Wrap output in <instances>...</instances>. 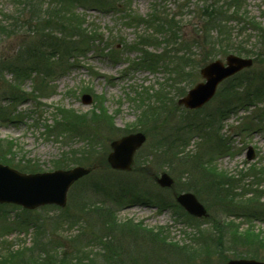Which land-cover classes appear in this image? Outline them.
Here are the masks:
<instances>
[{
    "label": "rangeland",
    "instance_id": "374dc122",
    "mask_svg": "<svg viewBox=\"0 0 264 264\" xmlns=\"http://www.w3.org/2000/svg\"><path fill=\"white\" fill-rule=\"evenodd\" d=\"M33 1L0 0V20L7 16L23 20L19 30L16 27L10 34L0 30V60L25 68V72L35 70L33 76L17 77L6 66L0 73V158L27 172L68 169L77 164L92 171L72 186L64 208L50 205L27 210L0 204V261L17 249L23 252L9 264H20L19 257L35 263L41 249L62 264H84V260L88 264L264 261V241L255 242L246 232L252 224L244 217L252 205L232 203L213 183L222 180L208 173L211 166L235 175L255 162L264 166V127L257 125L258 113L264 108V60L256 59V46L262 38L248 22L264 26V0H241L237 9L247 19L241 23L230 20L227 27L233 42H243L255 58L252 67L236 75L243 88L237 89L239 84L227 80L216 96L197 110L179 106L177 100L204 81L200 69L205 63L216 58L225 61L215 39L217 30L212 31V24L205 25L208 12L226 5L227 0H57L60 6L75 11L88 35L96 40L79 50L47 48L41 63L35 61L33 51L42 40L26 31L31 20L28 5ZM154 9L174 22L162 34L156 31L154 20L148 19ZM132 15H138L136 20ZM56 23L52 41L63 33L59 20L58 26ZM140 36L153 38L138 47ZM146 51L154 53L151 59H158L155 71L141 62ZM54 52L58 55L52 57ZM179 58L183 59L178 68L183 77L170 85L166 63ZM22 68L18 72H24ZM166 83L167 98L172 100L148 110L153 108L146 104L155 100L154 95ZM245 87L261 92V98L254 99L256 107L241 104L247 101ZM148 89L151 100L144 99ZM14 93L17 98L9 97ZM85 93L92 95V103L82 100ZM137 95L141 96L138 102ZM66 108L88 113L83 127L77 128L78 133L85 130L83 136L90 137L88 148L78 134L66 138L64 129L57 127ZM102 110L105 117L92 118V113L99 117ZM49 125L60 132L53 133ZM138 131L144 132L147 140L136 153L134 169L113 170L107 162L110 143ZM250 146L254 148L252 160L247 158ZM187 153V160L182 159ZM162 171L175 179L172 189H163L154 181ZM187 191L207 207L208 217H193L175 201L174 193ZM140 193L151 196L154 203L144 202ZM163 201L169 207L158 209L156 203L162 205ZM109 218H117L113 220L116 231L110 230ZM257 219L253 231L261 233L264 220ZM229 221L232 223L227 225ZM174 243L194 250L179 252L172 247Z\"/></svg>",
    "mask_w": 264,
    "mask_h": 264
},
{
    "label": "trees",
    "instance_id": "16d2710c",
    "mask_svg": "<svg viewBox=\"0 0 264 264\" xmlns=\"http://www.w3.org/2000/svg\"><path fill=\"white\" fill-rule=\"evenodd\" d=\"M23 1L24 3H26L28 0H23ZM36 1L37 0L30 2V4L28 5V11L30 13L31 20L27 24L26 31L32 32L33 34H37L38 36L37 41L42 40L40 42V45L36 46L33 51L34 54L37 56V58L35 59L37 63L42 62L41 58L43 57V55H45L47 48L51 49L52 51H58V50L60 51L70 50L71 51V50H79L80 48H88L90 44L93 43L94 38L88 35L89 31L87 30V27H83V21H80L79 16L75 13L74 10H70L69 8L60 6L59 1L57 0H51L52 2L50 1L45 2L46 0H40L39 2H36ZM240 1L241 0H232L233 3H239ZM45 4H47L46 7H45ZM53 4L55 5V7L51 6ZM230 6H231V3L227 2L226 5L224 6L222 5L219 8L216 7L215 9H212L211 11H209L207 14L208 17L206 19L205 26L207 27L210 24H212V27H213L212 31L215 29L217 30L218 34L216 35L215 39L217 40L218 44L221 45V48H222L221 50L223 54H226L230 51H235L236 53L240 55L250 56L252 53L249 50L251 49H247L243 42H238V44L234 46L236 42H233L232 32L227 30L230 20L231 21L237 20L241 23L247 19L245 17H242L243 14L240 9H236L232 13ZM153 15L155 16L154 21L156 20L158 21L157 26L161 30H163V32L166 31L165 29L168 26H171L174 23L172 19H167L165 17L160 16L159 14L158 15L152 14V16ZM58 20L61 25L59 27L63 29V33H61L62 36L53 37L55 38V41H52L50 37H52L51 32L53 31V28H54L52 27L53 22L57 21L56 26H58L59 25ZM248 22L251 25V27L255 31H257V33L260 34L262 38V41H259L258 45L256 46L257 48H259L257 51L256 59L262 58L261 61H263L264 60V26L261 23L254 21V20H251ZM22 23H23V20L20 19V16H18L17 18L13 20L11 17L7 16L4 21L0 20V30L4 34L5 33L10 34V31L12 32V30H14L16 27L18 28L17 30H19V27ZM8 28H10V30H8ZM174 34H176V32H174ZM169 40L170 39H168V41ZM53 55L55 56L57 55V53L54 52L52 53V57H54ZM182 60H183L182 58H179L177 60L171 59L166 63L165 68L168 72V76L166 80L168 84L175 85L176 83H178L179 79L183 77L181 75L182 69L180 70L178 69ZM143 61L148 66H150L151 64L156 65V63L158 62V59L146 58ZM186 64H188L187 61L185 62L184 65ZM6 66L8 67L7 69H10L14 74L16 73L15 75L17 77L25 76V74L30 73V71H28L29 69L27 70V72H25L26 70L25 68L16 67L14 64L12 66H9L6 61L0 60V72H2L4 70L3 68H6ZM21 68L24 71L22 72L23 74L21 72H18L20 71ZM176 68L178 70H176ZM183 68L185 69L184 66ZM34 72L35 70L32 71V73H30V76H32ZM229 80L234 81L233 85L239 84V85H236L237 89L243 88L242 86L244 83H238V78L236 76ZM167 83L166 85L162 87L161 91L156 95V102H157L156 106H152L151 102L146 104L148 108H150V106H152L153 108V109L150 108L148 110H156L163 103H166L168 99L172 100V97L167 98L169 96L168 94L165 93L166 92L165 88L168 86ZM260 95H261L260 91H258L257 93V92H250L249 90H247L245 92L247 101L241 104H245V108L247 107L250 108L251 106L256 107L257 101H254V99L257 98L259 100L261 98ZM10 97L12 99L17 98L18 95L14 93V94H11ZM145 99H150V98L146 97ZM62 112H63V118L57 120V127L60 128L61 130L64 129L63 130L64 135L71 136L73 135V133L78 134V136L84 139L86 148H88L89 140H90V137L88 136V134H86L85 136L86 138H85L82 133V132H85V130L81 131V133L77 132V130L80 131V129L83 127L82 121L88 116V113L73 112L71 109H68V108L62 110ZM100 114L101 115L99 117H96L95 113H92L91 116L93 119L105 117V113L103 110L100 111ZM258 115L260 116V120L257 125L258 126L262 125L264 127V108L261 109ZM252 118L254 117L252 116ZM79 127L80 129H77ZM50 129L53 130V127H51ZM187 155L188 153L185 154L182 157V159L187 160V157H189ZM0 162H4L3 159L0 158ZM8 162L9 161L5 163H8ZM210 168L211 169H209L210 171H208V173L211 176H214V175L218 176L222 180L221 184H218L215 181H213L214 185L217 187L220 186L221 187L220 190L224 191V194L230 197L232 203H236L240 205L241 207L246 204L252 205L253 209L247 210V213L245 214V217H244L246 218V220H248L249 224H252L249 226V228H247L248 230L246 232L253 241L258 242L257 239L259 241H264V233H263L264 231H261V233H255L253 231L254 229L253 225H255L254 224L255 218H258L257 220H260V221L264 220V166L259 165L255 162L252 165H250L248 168L240 170L238 175L227 173L226 171H223V170H219L218 168H216V166H211ZM235 189H236V192H233V190ZM140 194H143L140 196L144 198L143 199L144 202L154 203V201L150 198L151 196L146 197L144 193H140ZM156 204L158 205L160 209L169 207L168 205H166V201H163L162 205L159 203H156ZM104 212L106 213V215L110 214L109 210H105ZM99 213L102 214L100 211ZM109 219H105V220H107L108 222ZM114 219H117V218H114ZM114 219H110V224H112L110 225V230L112 232L116 231L115 228L117 227L115 224H113ZM229 223L231 224L232 222L229 221L227 225ZM216 225L219 226V223H216ZM149 231L151 232L152 230L149 229ZM37 246H40V245H37ZM172 247L175 248L177 251L184 252V253H187L188 251L193 252L194 250L193 248L189 246L180 245L178 243H174ZM10 252L11 253L7 255L9 256V258L4 257L2 261H0V264H9L12 261L14 263L16 256L17 257L20 256L21 252H23V249L22 250L18 249L16 251H10ZM54 253L56 254V252ZM39 255H40L39 257L40 259L37 260V262L35 261V263L23 261L21 257H19V262L20 264H48L47 262L50 261L51 262L50 264H62L58 258L50 257L48 253H46L42 249ZM49 257L52 259H48ZM85 262H87V260H84V264H88ZM76 263H73V264H76Z\"/></svg>",
    "mask_w": 264,
    "mask_h": 264
},
{
    "label": "water",
    "instance_id": "95a60500",
    "mask_svg": "<svg viewBox=\"0 0 264 264\" xmlns=\"http://www.w3.org/2000/svg\"><path fill=\"white\" fill-rule=\"evenodd\" d=\"M253 64L250 58L230 54L227 64L215 60L201 69L205 82L196 84L186 96L179 99V104L188 108H199L209 102L216 94L219 84L227 77ZM86 103L91 102L90 95L83 96ZM146 140L142 132L126 135L111 143L113 151L108 161L115 169L130 170L136 150ZM254 156L250 148L249 159ZM90 172L89 168L76 166L69 170L27 174L7 165L0 164V202H10L23 205L26 208H36L46 204L65 206L69 188L82 176ZM163 187H171L174 179L166 172L156 178ZM176 200L192 215L208 216L206 207L194 193L186 192L176 196ZM226 264H264V262L248 259L231 260Z\"/></svg>",
    "mask_w": 264,
    "mask_h": 264
}]
</instances>
